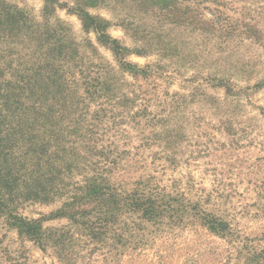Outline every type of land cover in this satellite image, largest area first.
Instances as JSON below:
<instances>
[{
    "label": "rangeland",
    "instance_id": "374dc122",
    "mask_svg": "<svg viewBox=\"0 0 264 264\" xmlns=\"http://www.w3.org/2000/svg\"><path fill=\"white\" fill-rule=\"evenodd\" d=\"M0 15L7 75L71 51L109 185L165 206L152 221L65 206L72 189L29 203L46 246L1 215L0 264H264V0H0Z\"/></svg>",
    "mask_w": 264,
    "mask_h": 264
},
{
    "label": "trees",
    "instance_id": "16d2710c",
    "mask_svg": "<svg viewBox=\"0 0 264 264\" xmlns=\"http://www.w3.org/2000/svg\"><path fill=\"white\" fill-rule=\"evenodd\" d=\"M6 15H11L10 10ZM85 18L92 20L87 13ZM1 20L0 15V25ZM47 48L39 62L17 65L10 76L0 62V216L42 247L46 238L40 220L28 221L18 210L29 203H53L70 189L75 193L69 197L72 203L64 204L68 207L79 201L109 200L116 209L142 213L152 221L161 219L165 206L158 195L137 189L124 196L109 185L112 162L98 155L95 129L79 120L80 106L86 113L88 107L79 96L77 67L71 69L72 52L62 45ZM115 50L121 47L116 45ZM106 79L93 92L86 87L82 96L91 99L106 91ZM70 135L76 138L68 139Z\"/></svg>",
    "mask_w": 264,
    "mask_h": 264
}]
</instances>
